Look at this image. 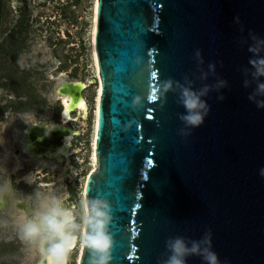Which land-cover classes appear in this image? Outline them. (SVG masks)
Wrapping results in <instances>:
<instances>
[{
    "label": "water",
    "instance_id": "water-1",
    "mask_svg": "<svg viewBox=\"0 0 264 264\" xmlns=\"http://www.w3.org/2000/svg\"><path fill=\"white\" fill-rule=\"evenodd\" d=\"M251 36L264 38V0H97L99 102L85 201L111 205L110 264H158L174 236H208L220 264H264V109L244 87ZM169 79L196 89L226 82L187 135L177 94H159ZM89 258L83 248L79 264Z\"/></svg>",
    "mask_w": 264,
    "mask_h": 264
},
{
    "label": "rangeland",
    "instance_id": "rangeland-1",
    "mask_svg": "<svg viewBox=\"0 0 264 264\" xmlns=\"http://www.w3.org/2000/svg\"><path fill=\"white\" fill-rule=\"evenodd\" d=\"M96 0H0V185L10 182L23 201L33 191L60 193L73 209L85 201L87 181L93 172L92 150L99 80L92 48ZM87 84L85 119L73 113L68 127L78 133L73 142L71 166L76 176L49 157L34 158L25 141L32 129L62 122L58 90L64 83ZM23 121H26L25 124ZM38 125V126H35ZM35 173L36 183L23 178ZM40 173V175H39ZM49 187H42V185ZM25 203L0 204V264H29L15 224L29 215ZM80 245L68 255L78 264ZM33 254L30 264H40Z\"/></svg>",
    "mask_w": 264,
    "mask_h": 264
},
{
    "label": "clouds",
    "instance_id": "clouds-1",
    "mask_svg": "<svg viewBox=\"0 0 264 264\" xmlns=\"http://www.w3.org/2000/svg\"><path fill=\"white\" fill-rule=\"evenodd\" d=\"M250 38L252 43L248 45V51L251 55L249 67L245 70L244 87L252 89L249 101L258 109H264V38ZM195 57L200 64L203 63L198 50ZM208 72L214 73V65H208ZM202 78L207 79V73H202ZM225 86V81H216L214 85L204 84L196 89L191 83L181 84L169 79L161 83L159 94L162 97L169 92L177 94L178 103L184 109L179 116L183 124L180 134L187 135V130L201 126L207 117L210 106L206 97L209 93ZM131 103L133 108L143 106L140 96L133 97ZM50 132L48 130L45 134L50 135ZM260 175L264 177V169L260 170ZM30 176L24 178L29 185L32 183ZM16 193L10 182L0 185V204L7 206L10 203L15 208L16 204L25 203L26 207L30 205L32 208L29 215L21 216L15 224L17 238L25 246L29 264L33 254L40 256V264H68L73 242L88 250L89 264H110L113 237L109 231L112 221L109 201L93 197L83 201L78 209H73L60 193L45 194L34 190L23 201L15 199ZM191 257H198L201 264H220L208 236L199 240L185 236L169 237L158 264H188Z\"/></svg>",
    "mask_w": 264,
    "mask_h": 264
},
{
    "label": "bare ground",
    "instance_id": "bare-ground-1",
    "mask_svg": "<svg viewBox=\"0 0 264 264\" xmlns=\"http://www.w3.org/2000/svg\"><path fill=\"white\" fill-rule=\"evenodd\" d=\"M94 16H93V30H92V48L93 59L96 70V75L99 80V71L97 65V59L94 51V37L95 28L97 22V0L95 3ZM87 88L86 83L73 82L64 83L58 90V95L62 101V122L60 124L52 121L50 123L43 124L42 126L35 127L31 130L25 141L26 151L34 158L49 157L56 160L59 164L65 167L64 175L76 176L77 169L71 166V156L73 155V142L74 138L78 135L76 131L68 127V124L72 121L73 113L82 115L85 119L88 117L89 107L84 97V91ZM98 102H99V87L96 96V111L94 122V134H93V150H92V163L94 165L95 157V142H96V127H97V114H98ZM51 131L50 135H46L47 131ZM93 173V172H92ZM91 173V174H92ZM30 176L32 181L31 185L36 183L35 173H28L24 176ZM40 175V173H39ZM23 178V182H25ZM29 185L28 183H26ZM42 187H49V185H42ZM77 242H73L69 254L76 248ZM83 248L80 246V254L78 257V264L80 261V255ZM68 254V255H69Z\"/></svg>",
    "mask_w": 264,
    "mask_h": 264
}]
</instances>
